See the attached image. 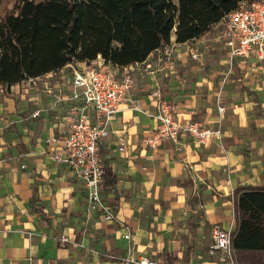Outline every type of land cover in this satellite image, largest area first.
<instances>
[{
  "label": "crops",
  "instance_id": "1",
  "mask_svg": "<svg viewBox=\"0 0 264 264\" xmlns=\"http://www.w3.org/2000/svg\"><path fill=\"white\" fill-rule=\"evenodd\" d=\"M222 22L190 41L178 43L173 35L169 58L160 47L130 65L137 76L131 97L143 111L124 103L101 143L117 175L114 187L102 189L112 220L88 209L83 181L51 158L55 147L47 138L58 133L68 105L54 95L68 91V71L0 91V264H125L128 247L134 258L163 263L170 253L174 264H232L211 251L212 227H236V187L264 186V62L254 53L231 59L218 43L231 59L223 69L204 47L222 38ZM156 89L177 105L181 121L221 127L222 141L201 144L182 135L147 145L144 136L157 123ZM61 234L69 242L60 243Z\"/></svg>",
  "mask_w": 264,
  "mask_h": 264
},
{
  "label": "trees",
  "instance_id": "2",
  "mask_svg": "<svg viewBox=\"0 0 264 264\" xmlns=\"http://www.w3.org/2000/svg\"><path fill=\"white\" fill-rule=\"evenodd\" d=\"M253 1L0 0V85L99 55L120 67L144 62L170 44L173 35L178 43L198 38ZM103 162V187L109 189L117 175ZM233 201L237 225L232 247L238 262L264 264V186H238ZM165 257L164 264L177 259L170 253Z\"/></svg>",
  "mask_w": 264,
  "mask_h": 264
},
{
  "label": "built area",
  "instance_id": "3",
  "mask_svg": "<svg viewBox=\"0 0 264 264\" xmlns=\"http://www.w3.org/2000/svg\"><path fill=\"white\" fill-rule=\"evenodd\" d=\"M222 21L219 34L228 47L231 59L254 53L264 62V0L243 3ZM173 52L171 44L163 47L166 58L171 57ZM191 55L195 59L200 57L195 50H191ZM63 68L69 73L68 91L60 89L54 96L56 101L66 100L68 105L58 133L47 138V142L55 147L51 158L66 164L83 181L87 189L88 209L101 213L105 220H112L115 217L114 209L102 195L104 159L101 143L109 134L110 126L124 103L130 101L134 109L143 111L140 99L131 97L137 76L130 65L122 67L119 74L114 64L101 55L88 61H72ZM40 77H29L10 86L0 85V91H12L18 84H22V87L30 83L38 85ZM151 95L156 99V110L152 117L157 123L154 130L144 136L147 145L157 148L168 139L179 141L182 135L201 144L213 139L222 141L221 127L210 128L198 120L181 121L177 105L163 98L160 89L154 90ZM219 109L222 111L225 107L219 106ZM40 113L41 109H36L32 116L37 117ZM232 230L215 223L210 247L212 252H221L223 261L234 264ZM125 237L130 238V233ZM69 240L65 234L58 237L62 244ZM130 252L131 248L128 247V254L123 259L125 264H164L147 255L134 258Z\"/></svg>",
  "mask_w": 264,
  "mask_h": 264
},
{
  "label": "rangeland",
  "instance_id": "4",
  "mask_svg": "<svg viewBox=\"0 0 264 264\" xmlns=\"http://www.w3.org/2000/svg\"><path fill=\"white\" fill-rule=\"evenodd\" d=\"M11 5V3H9V6ZM219 39V40H218ZM217 40H214L215 43H212L211 46L207 45L204 46L206 47L208 50H212L214 51V53H216L218 55V60L217 63L223 68L226 69L228 67V64H231V59H229V56L225 50V48L223 47H219L217 48L218 43L221 44V46L224 44V40L223 38H218ZM213 47V48H212ZM212 48V49H211ZM251 56H254V54H250ZM234 62V61H233ZM206 62L202 63V65H205ZM44 76V75H43ZM233 254L235 256V251H233ZM155 259V258H153ZM240 264V263H239Z\"/></svg>",
  "mask_w": 264,
  "mask_h": 264
}]
</instances>
